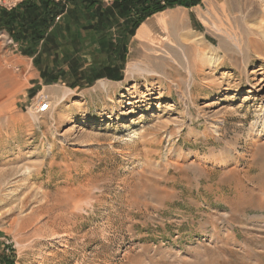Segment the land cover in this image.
<instances>
[{"label": "rangeland", "instance_id": "374dc122", "mask_svg": "<svg viewBox=\"0 0 264 264\" xmlns=\"http://www.w3.org/2000/svg\"><path fill=\"white\" fill-rule=\"evenodd\" d=\"M177 9L76 90L0 29V264H264V0Z\"/></svg>", "mask_w": 264, "mask_h": 264}, {"label": "crops", "instance_id": "0c3cea01", "mask_svg": "<svg viewBox=\"0 0 264 264\" xmlns=\"http://www.w3.org/2000/svg\"><path fill=\"white\" fill-rule=\"evenodd\" d=\"M119 0L116 3H96L94 0H76L70 10L55 17L53 25L45 37L36 46L31 45L29 37L16 40L26 56L36 62V68L42 82L68 83L71 89L87 88L100 80L121 82L125 78L130 45L135 41L144 43L155 33V15L183 8L175 6L147 16L133 31H129L131 19L129 6H138L141 2ZM136 2V3H135ZM134 3V4H133ZM204 3L201 0L197 7ZM188 9V8H187ZM82 28L84 34L78 30ZM111 37L107 45L105 37ZM86 55L98 65L91 77V59L82 60ZM25 56V55H24Z\"/></svg>", "mask_w": 264, "mask_h": 264}, {"label": "trees", "instance_id": "16d2710c", "mask_svg": "<svg viewBox=\"0 0 264 264\" xmlns=\"http://www.w3.org/2000/svg\"><path fill=\"white\" fill-rule=\"evenodd\" d=\"M117 1L119 0H113L111 4ZM137 1L141 3L138 6H129L127 10L131 19V29L129 31H133L139 23L154 12L175 6L190 8L199 4L201 0ZM94 2L101 3V0H94ZM75 4L76 0H25L15 8L9 11L3 10L0 13V29L7 30L10 37L15 41L29 37L31 45L36 46L53 25L55 17L62 14L65 10H70V6Z\"/></svg>", "mask_w": 264, "mask_h": 264}, {"label": "bare ground", "instance_id": "6f19581e", "mask_svg": "<svg viewBox=\"0 0 264 264\" xmlns=\"http://www.w3.org/2000/svg\"><path fill=\"white\" fill-rule=\"evenodd\" d=\"M156 22L159 25H163L169 28L170 32L173 33L174 35H180L183 37L185 41L190 42L188 47L192 48L193 43L195 39H193V35H190L186 31V18L184 13L181 10H170L166 12H162L160 15L156 17ZM171 35V34H170ZM219 42H218V47H225L228 44V41L225 37L219 36ZM183 44V42H182ZM9 72V71H8ZM8 81V82H7ZM4 86H0V104L4 101L3 97L9 95L10 90L12 89V83L11 79L7 80ZM13 81V80H12ZM124 94L122 95V97ZM130 103V102H129ZM214 127V126H213Z\"/></svg>", "mask_w": 264, "mask_h": 264}, {"label": "built area", "instance_id": "2783aa9c", "mask_svg": "<svg viewBox=\"0 0 264 264\" xmlns=\"http://www.w3.org/2000/svg\"><path fill=\"white\" fill-rule=\"evenodd\" d=\"M113 0H101V2L105 3V4H109L111 3ZM7 43L14 45L13 41L11 38L7 39ZM33 110L37 113V114H44L50 111V102L46 99H40L38 100L33 106H32Z\"/></svg>", "mask_w": 264, "mask_h": 264}]
</instances>
